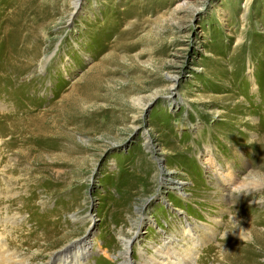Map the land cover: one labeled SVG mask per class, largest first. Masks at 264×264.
I'll return each mask as SVG.
<instances>
[{"label": "rangeland", "instance_id": "1", "mask_svg": "<svg viewBox=\"0 0 264 264\" xmlns=\"http://www.w3.org/2000/svg\"><path fill=\"white\" fill-rule=\"evenodd\" d=\"M30 109L0 264H264V0H0V114Z\"/></svg>", "mask_w": 264, "mask_h": 264}, {"label": "bare ground", "instance_id": "2", "mask_svg": "<svg viewBox=\"0 0 264 264\" xmlns=\"http://www.w3.org/2000/svg\"><path fill=\"white\" fill-rule=\"evenodd\" d=\"M32 110L30 109V110H27V111H23L22 113H21V115H19L17 112L16 113H2V114H0V117L1 118H3L2 120L4 121V122H6L5 124H6V126L4 127V131H5V134L7 133V134H10V136H11V138H16V137H19V136H22V134L24 133H27V131H29V128H28V121L30 120V112H31ZM39 114V113H38ZM15 115H17V116H15ZM41 118H42V116H40ZM27 120V121H26ZM3 121H1L2 123H3ZM23 121H26V124H25V126L22 128V129H17L16 128V123L17 122H22L23 123ZM21 128V127H20ZM31 132V131H30ZM0 134L1 135H3V133L2 132H0ZM11 140V139H10ZM10 140H8V142L10 141ZM7 144V143H6ZM208 156H207V161H209V160H211V158H213L212 157V155H209V154H207ZM220 167V166H219ZM217 170H219L220 171V175H222L223 173H222V170H221V168H216ZM224 175V178H222V180L224 181V182H227V183H229L232 179V176L229 174V175H227V174H223ZM231 184V183H230ZM186 226V225H185ZM184 230L187 232V235H189V234H191V228L189 227V226H187V227H184ZM84 244H86V242L84 241ZM166 245H165V249H166ZM162 248V247H161ZM75 249H79V247H77L76 246V248ZM164 249V247L162 248V250ZM161 251V250H160ZM164 251V250H163ZM78 252V250H74V251H72V252H65V253H63L62 255H60L59 257H58V259L60 260V262H59V264H75V262H78L79 264H82V262H81V260H80V256H81V254L80 253H77ZM164 252H166V251H164ZM66 253H68V255L71 257V259L68 261L67 259H69L67 256V259H66V257H65V254ZM161 253V252H160ZM161 257L163 258H161V260H162V262L160 263L159 261L158 262H155V260H154V262H152V264H180V259H176L175 258V260H174V262H172V260H171V256H169L168 254H161ZM150 261H152V260H148V262H150ZM72 262V263H71ZM124 264H130V261L127 259V260H125V262H124Z\"/></svg>", "mask_w": 264, "mask_h": 264}]
</instances>
